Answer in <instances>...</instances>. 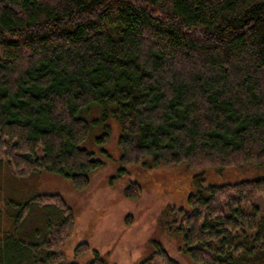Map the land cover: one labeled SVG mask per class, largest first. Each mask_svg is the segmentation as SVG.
<instances>
[{
  "label": "trees",
  "instance_id": "16d2710c",
  "mask_svg": "<svg viewBox=\"0 0 264 264\" xmlns=\"http://www.w3.org/2000/svg\"><path fill=\"white\" fill-rule=\"evenodd\" d=\"M111 120L117 177L137 165L191 170L194 190L168 226L181 254L264 264V0H0V167L22 178L52 173L81 191L103 165L83 145L98 130L104 146ZM248 167L252 176L236 180L203 176ZM140 190L135 183L126 197ZM24 207L35 210L24 235L41 208L58 218H43L54 226L42 254L35 248L23 263L60 264L71 208L46 194ZM152 246L139 264H178ZM88 250L82 243L75 255Z\"/></svg>",
  "mask_w": 264,
  "mask_h": 264
},
{
  "label": "rangeland",
  "instance_id": "374dc122",
  "mask_svg": "<svg viewBox=\"0 0 264 264\" xmlns=\"http://www.w3.org/2000/svg\"><path fill=\"white\" fill-rule=\"evenodd\" d=\"M88 115L97 118L98 111L92 110ZM109 124L111 134L104 146L95 141L98 130L91 132L83 145L93 153L94 160L103 165L91 173L88 186L81 191H77L70 181L52 173H35L22 178L6 164L0 167V223L3 226L0 228V264H24L34 249L41 247L47 239L45 234L54 224L43 218L54 217L56 208H41L39 211L45 212L43 215L36 211L34 215L39 220L33 223L32 232L23 234L30 228L28 223L24 228L25 220L32 210L35 211L24 205L33 197L44 194L60 195L74 217L70 237L57 250L63 255L60 264H92L96 255L105 264H139L152 255V243L160 244L178 264H195L178 251L177 241L168 230L177 216L173 208L186 206L187 197L194 190L191 170L185 165L150 170L137 165L117 177L120 127L115 120ZM203 176L213 182L236 180L252 176V170L250 167L208 169ZM135 183L141 186L140 195L130 199L126 197V190ZM262 202L257 200L259 206ZM127 217L132 218L131 225L126 224ZM5 239L10 245L7 252L3 244ZM82 243H86L89 250L77 256L75 249ZM37 251L42 254L40 248ZM45 253H48L47 249ZM40 259L44 260V255ZM95 263L99 264L96 260Z\"/></svg>",
  "mask_w": 264,
  "mask_h": 264
}]
</instances>
